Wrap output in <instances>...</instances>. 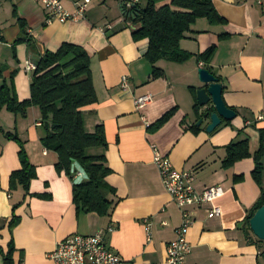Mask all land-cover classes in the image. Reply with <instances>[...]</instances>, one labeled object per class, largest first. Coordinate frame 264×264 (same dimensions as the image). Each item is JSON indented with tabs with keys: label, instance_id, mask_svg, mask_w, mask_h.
<instances>
[{
	"label": "crops",
	"instance_id": "1",
	"mask_svg": "<svg viewBox=\"0 0 264 264\" xmlns=\"http://www.w3.org/2000/svg\"><path fill=\"white\" fill-rule=\"evenodd\" d=\"M79 1L62 0V5L71 12ZM129 3L89 0L78 22L47 24L39 0H0V70L7 82L13 74L19 102L30 97L31 71L26 67L34 66L44 52L55 53L62 44H71L87 53L96 102L82 112L83 128L93 134L101 127L107 146L86 154L95 150L87 155L104 157L111 172L105 182L114 191V195L106 193L105 199L115 203L105 217L77 212L72 176L56 171V154L41 143L45 131L39 109L30 107L24 117L1 110L0 264L9 245L11 264H54L48 255L57 243L73 235L97 233L124 264H166V247L175 239L181 212L163 188L152 148L175 170L191 173L196 192L214 186L223 190L212 204L188 208L193 225L187 233L191 252L186 264H264L256 244L244 236L245 219L260 195L251 173L258 132L264 130V5L212 0L226 23L211 25L198 19L179 44L192 58L181 64L159 60L155 67L163 76L153 79L145 60L147 40L132 38L135 28L128 20ZM28 41L35 53L29 52ZM211 46L216 51L210 73L221 85L223 103L235 118L207 133L208 121L196 127L202 110L195 116L191 89L197 92L202 87L197 71L203 64L196 57ZM122 77L128 81L125 89ZM145 95L152 101L136 111L134 100ZM171 110L172 117L151 132L149 128ZM4 133L17 137L35 170L27 191L9 189L11 174L21 168L19 144ZM243 141L248 143L250 158L224 169L225 148ZM212 205L220 209L219 217H207ZM13 216L18 223L10 229ZM145 222L150 224L149 240Z\"/></svg>",
	"mask_w": 264,
	"mask_h": 264
},
{
	"label": "trees",
	"instance_id": "2",
	"mask_svg": "<svg viewBox=\"0 0 264 264\" xmlns=\"http://www.w3.org/2000/svg\"><path fill=\"white\" fill-rule=\"evenodd\" d=\"M137 1L134 9L128 11V20L135 28L132 32L133 41L148 42L145 60L152 67L153 79L163 76L162 71L155 67V63L159 60L181 64L192 58L190 54L180 49L179 44L198 19H205L211 25L226 23L216 13L212 0ZM135 9L139 12L136 13ZM13 16L16 17L15 11ZM17 22L20 27H24L20 19H17ZM27 45L29 52L35 53L34 44L28 41ZM215 51L216 47L211 46L196 57L197 62H202V68L209 72V64ZM89 66L87 53L75 45L62 44L55 53L44 52L34 62V69L30 74V97L22 102L17 100L15 94L13 74L7 82L3 79L0 70V112L5 109L14 116L24 117L30 107L38 108L45 131L41 143L46 150L56 154V171L70 176L71 165L76 163L86 175V179L80 184L73 185L72 202L76 211L105 217L115 207L114 202L105 199L106 193L114 195L113 189L105 182V178L111 172L103 156H88L86 151L93 148L105 149L107 143L101 127H97L93 134L85 133L82 119V112L96 102ZM191 92L195 100L194 114L198 116L196 91L191 89ZM172 115L173 110L167 112L149 130L157 131ZM192 132L196 134L197 129H193ZM0 133H3L1 127ZM4 136L19 144L18 159L21 168L11 174L9 189L14 191L21 188L27 191L30 181L36 176L35 170L29 164L17 137L9 133H4ZM258 140V149L252 155L254 168L251 177L259 187L260 195L245 219L244 236L248 241L253 236L249 229V220L256 210L264 205V130H259ZM225 150L226 157L222 162L224 169L250 158L246 141L230 144ZM17 223L18 219L13 216L9 228L12 229ZM257 242L261 241L257 240ZM12 252V246L9 245L8 252L3 258L4 264H11ZM0 254H2L1 250ZM260 255L264 256V253Z\"/></svg>",
	"mask_w": 264,
	"mask_h": 264
},
{
	"label": "built area",
	"instance_id": "3",
	"mask_svg": "<svg viewBox=\"0 0 264 264\" xmlns=\"http://www.w3.org/2000/svg\"><path fill=\"white\" fill-rule=\"evenodd\" d=\"M137 0H130L129 7L134 5ZM247 2L250 0H240ZM257 6L264 5V0H251ZM41 7L46 13L45 23L52 22L66 23L78 22L82 19L89 0H80L75 4L73 11L64 9L62 0H39ZM33 65H27L26 70L32 71ZM121 87H128L126 77L121 79ZM152 101L151 96L145 95L134 100L136 111L142 110ZM146 126L147 123H145ZM153 164L155 165L163 188L181 212L180 225L175 230V239L168 243L166 247V264H186V258L191 252V246L187 241V233L193 225V214L188 208L197 207L202 204H212L214 200L223 195V190L219 186L205 189L198 193L194 189V178L187 171H177L173 168L170 161L152 148ZM73 184H80L86 179L84 171L78 164L73 163L70 168ZM221 211L218 207L211 206L207 211V217H219ZM165 223H163L164 225ZM112 232V229H108ZM145 234L147 240L150 239V224L145 222ZM54 264H124L123 261L104 243L100 234L91 236L73 235L56 244L55 249L48 255Z\"/></svg>",
	"mask_w": 264,
	"mask_h": 264
},
{
	"label": "water",
	"instance_id": "4",
	"mask_svg": "<svg viewBox=\"0 0 264 264\" xmlns=\"http://www.w3.org/2000/svg\"><path fill=\"white\" fill-rule=\"evenodd\" d=\"M131 8L134 9V5ZM135 12L138 13L139 10L135 9ZM197 73L202 87L196 92V100L202 113L201 118L196 123V127H199L203 121H208L205 131L212 133L220 126L222 121L229 122L233 120L235 113L224 105L222 87L217 79L208 70L203 68H200ZM249 229L257 240L264 242V205L257 209L249 220Z\"/></svg>",
	"mask_w": 264,
	"mask_h": 264
},
{
	"label": "rangeland",
	"instance_id": "5",
	"mask_svg": "<svg viewBox=\"0 0 264 264\" xmlns=\"http://www.w3.org/2000/svg\"><path fill=\"white\" fill-rule=\"evenodd\" d=\"M95 153H96L95 150H91V151H89L87 154H88V155H92V154H95ZM252 240L255 242L257 249H258L261 253H264V242H262V241H261V242H257V239H256L255 237H253V236H252ZM262 261L264 262V258H263Z\"/></svg>",
	"mask_w": 264,
	"mask_h": 264
}]
</instances>
